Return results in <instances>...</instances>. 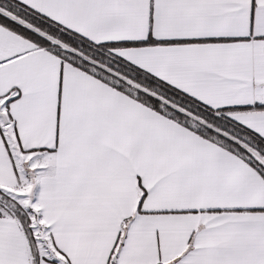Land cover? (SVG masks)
Wrapping results in <instances>:
<instances>
[{"label":"snow or ice","instance_id":"snow-or-ice-1","mask_svg":"<svg viewBox=\"0 0 264 264\" xmlns=\"http://www.w3.org/2000/svg\"><path fill=\"white\" fill-rule=\"evenodd\" d=\"M0 264H264V0H0Z\"/></svg>","mask_w":264,"mask_h":264}]
</instances>
